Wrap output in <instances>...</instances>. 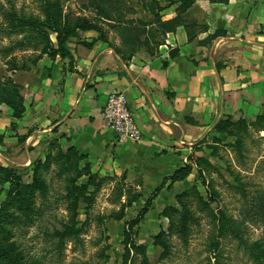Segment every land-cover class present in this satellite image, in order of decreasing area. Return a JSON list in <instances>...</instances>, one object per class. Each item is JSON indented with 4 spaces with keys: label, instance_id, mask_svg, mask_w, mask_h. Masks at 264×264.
Returning <instances> with one entry per match:
<instances>
[{
    "label": "crops",
    "instance_id": "0c3cea01",
    "mask_svg": "<svg viewBox=\"0 0 264 264\" xmlns=\"http://www.w3.org/2000/svg\"><path fill=\"white\" fill-rule=\"evenodd\" d=\"M196 4L212 18L192 42L179 27L154 53L124 58L115 50L122 39L112 34L108 43L83 46L97 38L90 31L69 44L72 59L45 56L21 73L24 117L12 127L10 110L1 108L0 134L16 141L30 132L27 153L35 136L53 138L88 155L93 172L126 175V182L141 176L149 185L171 176L194 145L221 135L213 130L221 119L264 115V0ZM113 92L127 97L140 142L119 143L104 125L102 112Z\"/></svg>",
    "mask_w": 264,
    "mask_h": 264
},
{
    "label": "rangeland",
    "instance_id": "374dc122",
    "mask_svg": "<svg viewBox=\"0 0 264 264\" xmlns=\"http://www.w3.org/2000/svg\"><path fill=\"white\" fill-rule=\"evenodd\" d=\"M0 1L6 8L13 5L26 14L44 18L35 0ZM117 1L125 9L121 15H125L126 20H139L146 23L154 20L153 15L143 7L145 3L152 0ZM157 1L162 7L168 5L166 0ZM196 3L185 16L186 25L199 23L207 27L208 19L212 18L210 11L199 8ZM128 9L135 12H129ZM174 12L175 7H171L165 9L162 15L168 17ZM64 13L98 19V13L90 6L89 0H67ZM118 14H115V18H118ZM99 21L104 23L109 35L112 34L114 38L121 39L116 30L108 27L109 25L117 27L114 22H106L103 19ZM185 32L189 40L186 28ZM52 37L54 38V35ZM81 40L82 34L74 38L71 43L79 44ZM3 42L8 44L9 40L4 38ZM37 54L38 52L27 54L18 52L15 57L18 63H22L25 56H37ZM10 60L11 58L6 60L0 58V82L4 83L7 79H12L21 87L22 92V86L19 84L21 73L30 72L36 66L29 71H13L7 64ZM256 119L254 121L239 119L248 123L247 129L241 130L235 137L225 134L209 135L203 140L204 142L194 145L191 156L182 160V163L174 169L175 172L188 165L193 171L186 180L175 183L170 191L166 190L169 180L166 181L165 189L151 201L152 203L148 206L149 211L134 228V241L136 245L146 247L150 264H254L241 249H238L235 240L216 237L218 221L214 219V214L223 210L234 220H245L249 223V238L264 240V225L258 219L261 216L256 218L253 212L252 219L251 216L249 218L250 221L244 219L247 213L243 214V211L250 210L249 208L254 205V196L258 194L257 192H264V128L253 125ZM29 135L30 132L16 135V141H14L12 137L7 139L4 134H0L3 136L0 140V167L17 168V174L22 177L24 185L32 180L38 161L44 162L50 152L55 153L58 149L64 151L70 148L65 149L58 140L53 138L47 140L46 137L35 136L28 146L30 152L27 153L25 142ZM24 137L27 138L22 140ZM215 137L220 139L219 143L214 142ZM237 141H240V145H237ZM197 157L205 162L199 163L196 160ZM50 173L47 176L50 182L48 196L37 195L35 210L29 213L18 212L16 208H12L10 215L3 218L5 223L2 225L4 233L1 239L4 242L15 243L17 248L22 249L31 259L32 264H123L125 240L123 234L127 223L141 214L147 201L163 184L165 178L158 183L145 185V180L141 176L126 182V175L102 176L95 172L100 179H103V183L96 191L90 209H87L84 204L80 205L78 218L82 226L80 241L69 240L61 243L59 237L50 235L56 230L63 229V224L69 219V211L67 202L63 198L64 184ZM169 177L170 175L166 178ZM9 187L10 184L0 182V207L6 199V189ZM93 190L92 188L91 191ZM180 199L186 201L194 213L197 224L193 225L188 246H184L177 237H172L170 238L171 254L161 259L162 250L153 245V238L161 230H167L170 220L166 213L169 208L180 210ZM119 217L120 220H116ZM173 217L176 218V214ZM216 239L221 245L218 263L213 253ZM102 251L105 252L104 257L100 255ZM141 262V255L133 252L130 264H142Z\"/></svg>",
    "mask_w": 264,
    "mask_h": 264
},
{
    "label": "trees",
    "instance_id": "16d2710c",
    "mask_svg": "<svg viewBox=\"0 0 264 264\" xmlns=\"http://www.w3.org/2000/svg\"><path fill=\"white\" fill-rule=\"evenodd\" d=\"M38 3L43 19L33 14H26L22 10H17L11 5L9 8L0 1V58L2 60L10 59L7 64L13 71H29L37 66L43 56L54 60L56 58L72 59V52L69 44L74 38L85 32H96L97 38L90 42L82 41L81 44L87 48H93L97 43H108V33L104 23L114 22L117 27L109 25L110 29L116 30L122 39L123 47L115 49L117 54L133 56L142 50L152 54L156 49L165 44L168 33L176 32L179 27H184L188 31L189 41L197 38L200 31L208 30L205 25L199 23H190L186 25L185 16L195 5L197 0H166L165 7L160 6L157 0H152L143 5L144 9L153 15L154 20L151 23L144 21H128L125 15H121L125 9L117 0H89V4L98 13V19H89L85 16L65 15L64 6L67 0H35ZM214 1V0H211ZM226 2L227 0H222ZM175 7L176 17L171 20H163V11ZM129 12H135L128 9ZM119 13V14H118ZM118 14V18H115ZM54 35V38L52 37ZM215 36H210L212 41ZM9 40L4 44L3 39ZM124 48V49H123ZM27 54L28 52H38L37 56L27 55L22 63H18L16 53ZM174 54V53H173ZM176 56V55H173ZM6 106L12 112L13 123L15 127L17 121L21 120L26 112L25 98L22 95L21 87L12 79H7L4 83L0 82V109ZM245 120L234 121L232 117L221 119L214 131L217 134H225L235 137L241 130L247 129ZM254 126L264 128V115L257 117L253 123ZM27 137L22 138L25 140ZM3 136H0V140ZM218 137L214 138L215 143H219ZM240 145V141H237ZM215 149L214 147H211ZM198 162H205L203 159L196 158ZM53 170V172H51ZM191 166H183L177 169L169 178H165L154 192L153 196L147 201L146 207L141 214L133 221L127 223L124 230V254L123 264H130L132 253L136 252L142 257V264H150L147 257L146 247L136 245L134 241V228L139 225L144 216L149 211L148 206L151 201L156 199L165 189V182L169 180L166 190L170 191L177 182L186 180L192 173ZM53 173L54 177L64 184L65 195L63 198L67 202L69 219L63 224L62 230H56L51 237H59L61 243L74 240L79 242L82 234L80 225L79 210L80 205H86L90 209L94 202L96 191L103 183L99 175L93 172L88 155L81 154L75 147L67 150L61 149L55 153H48L44 162H37L34 168L33 178L27 185H24L22 177L17 174V168L0 167V182L10 184L6 189V199L0 207V264H32L22 249L17 248L15 243L4 242L1 236L4 233L2 225L3 218L10 215L12 208L18 212L29 213L35 210L37 195L47 197L50 191L49 180L47 176ZM50 173V174H51ZM94 189L91 191V189ZM254 196V205L250 210L243 211L247 213V218L252 219V215L261 220L264 225V192H257ZM180 210L169 208L166 216L170 223L167 230H161L154 236L153 245L162 250L161 259L167 258L172 251L170 238L177 237L184 246L189 245L190 237L193 231V225L197 224L194 213L188 207L186 201L179 200ZM248 208V207H247ZM252 212V213H251ZM176 214V218H174ZM12 217V215H11ZM254 217V216H253ZM254 217V219H255ZM214 219L218 221L217 238L233 239L243 253L253 261L254 264H264V240H251L249 238V223L245 220H234L225 211L219 210L214 214ZM7 220V219H6ZM116 220H120V217ZM257 220L256 221H260ZM251 221V220H250ZM9 235V234H8ZM220 243L216 239L213 246L214 259L218 263L220 258ZM105 256V252L100 254Z\"/></svg>",
    "mask_w": 264,
    "mask_h": 264
},
{
    "label": "built area",
    "instance_id": "2783aa9c",
    "mask_svg": "<svg viewBox=\"0 0 264 264\" xmlns=\"http://www.w3.org/2000/svg\"><path fill=\"white\" fill-rule=\"evenodd\" d=\"M102 115L104 125L116 134L119 143L142 140V133L135 123L127 97L123 93L109 94Z\"/></svg>",
    "mask_w": 264,
    "mask_h": 264
}]
</instances>
